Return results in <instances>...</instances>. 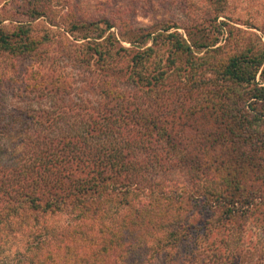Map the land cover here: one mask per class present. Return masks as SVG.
<instances>
[{
	"label": "trees",
	"instance_id": "obj_1",
	"mask_svg": "<svg viewBox=\"0 0 264 264\" xmlns=\"http://www.w3.org/2000/svg\"><path fill=\"white\" fill-rule=\"evenodd\" d=\"M44 1L33 2L32 22L48 18ZM227 4L207 0L186 24L148 33L116 16L51 23L63 57L97 76L95 108H68L74 84L59 76L1 71V89L17 82L14 98L51 106L11 110V130L36 140L21 138L29 145L17 162L0 160V253L20 230L31 240L21 264H151L162 253L167 264H245L249 255L230 248L253 244L252 219L264 227V44L254 24L220 20ZM6 20L0 59L14 75L47 40ZM172 172L188 180L168 182ZM58 213L70 223L49 228Z\"/></svg>",
	"mask_w": 264,
	"mask_h": 264
},
{
	"label": "rangeland",
	"instance_id": "obj_2",
	"mask_svg": "<svg viewBox=\"0 0 264 264\" xmlns=\"http://www.w3.org/2000/svg\"><path fill=\"white\" fill-rule=\"evenodd\" d=\"M33 2L35 0H0V20L7 18L5 26L10 29H13L17 24L30 23L34 31L33 36L46 37L45 43L47 45L43 47L46 54L34 59L36 61H25L21 66H18L16 75H13L12 61L8 58H1L0 74L1 71L5 72L11 76L12 80L17 81V78H22L21 74L24 73V68L29 67L28 69L33 70L38 75H43L45 78L59 76L65 79L68 85L74 84L72 89L66 91V93H70V96L64 99L66 100L64 103L69 105L68 108L73 107L74 111L85 107L95 108L101 103L99 89L96 88L97 76L90 79L88 72L81 68L78 69V66L63 57L61 46L55 37L58 28L52 26L51 23L60 25L62 23L68 24L70 20L73 22L76 19L95 21L116 16L129 24V32L145 30L148 33L152 29H157L154 25L158 22L165 24L176 22L179 25H184L187 23V15L189 18L200 16L207 5V0H45L44 3L48 6V11H46L49 15L48 18H41L32 22L31 14L28 11L35 7ZM227 3L225 15L220 20L245 30H248L246 23L254 24L259 30L250 29L249 31H253L259 38L261 37V42L264 44L262 33L264 30V0H227ZM184 8L186 13L183 11ZM43 10L45 11V9ZM111 32L117 34L118 30L113 29ZM178 32L184 35V30L180 29ZM129 36L131 37V35ZM121 44L126 48L132 47L127 40H121ZM152 45L151 41L147 42V47ZM94 68L99 70V68ZM78 70L83 71L88 80L83 79V77L79 78ZM38 78L34 77V82H39ZM5 87L8 88H0V160L14 162L17 157H20L19 154L27 151V145H29L27 142H35L36 138L26 135V130L21 136L20 130L15 132L11 130L12 128L9 127L12 125L11 110L16 106L29 109L30 114H35L41 109L51 106V103L33 100L20 102L16 99L17 97L12 96V90L18 89V83L13 82L12 88L7 85ZM18 123L16 124L19 125ZM21 138L27 141L26 144H20ZM20 151L24 152L20 153ZM184 174L183 172H172L164 176V179L168 182H174V179L185 182L188 180L189 174L187 173L185 177ZM70 220L71 216L68 214L58 213L48 219L47 226L49 228L64 227L70 223ZM251 223L248 229L250 231L249 236L253 237V244L247 245L243 240L238 239L230 250L249 255L245 264H264V227L254 219ZM234 232L236 231L234 230ZM30 242L31 240L25 237L22 231H9L6 239L1 241L0 264H21ZM182 250L177 251V254H182ZM166 256L167 253H162L151 264H167Z\"/></svg>",
	"mask_w": 264,
	"mask_h": 264
}]
</instances>
